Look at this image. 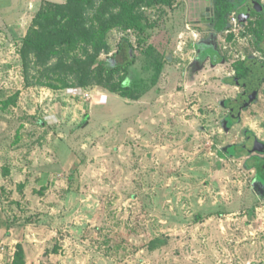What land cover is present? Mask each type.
Wrapping results in <instances>:
<instances>
[{
  "label": "rangeland",
  "instance_id": "rangeland-1",
  "mask_svg": "<svg viewBox=\"0 0 264 264\" xmlns=\"http://www.w3.org/2000/svg\"><path fill=\"white\" fill-rule=\"evenodd\" d=\"M43 1L67 2L0 0V264H264L263 184L231 148L262 134L264 96L238 123L226 105L264 20L217 31L207 0L147 1L145 29L109 30L99 58L131 40L127 97L53 74L60 56L26 78Z\"/></svg>",
  "mask_w": 264,
  "mask_h": 264
},
{
  "label": "trees",
  "instance_id": "trees-1",
  "mask_svg": "<svg viewBox=\"0 0 264 264\" xmlns=\"http://www.w3.org/2000/svg\"><path fill=\"white\" fill-rule=\"evenodd\" d=\"M147 1L149 0H67L66 3L43 1L21 48L26 78H30L31 67L46 65L53 56H60L58 63L51 68L53 74L71 75L81 87L99 84L107 91L136 97L133 86L126 84L122 77L116 78L117 75L127 74L136 62L131 40L122 38L118 43V50L109 60L99 58L103 51H110V46L105 41L109 30L115 27L135 31L145 29L144 22L147 18L141 12V7ZM77 49H81L83 53L72 60L62 57V52L70 54ZM244 68L239 69V77H233L229 82L242 85L246 81ZM245 73L250 76L247 77L248 82L254 81L251 68H246ZM241 148L242 146L237 145L232 151L235 154L241 153ZM258 177L263 180L264 165L259 167ZM13 264H25L23 251L19 252Z\"/></svg>",
  "mask_w": 264,
  "mask_h": 264
},
{
  "label": "flooded vegetation",
  "instance_id": "flooded-vegetation-1",
  "mask_svg": "<svg viewBox=\"0 0 264 264\" xmlns=\"http://www.w3.org/2000/svg\"><path fill=\"white\" fill-rule=\"evenodd\" d=\"M206 11L203 14V18L208 20L209 23H213L217 31H222L227 26V21L233 16L234 20L238 22V25L245 26L246 21H260L264 20V0H207ZM218 14H217V13ZM248 27L249 22L247 23ZM256 49L259 53L264 56V31L257 34L256 36ZM220 54L213 53V59L217 60ZM264 58V57H263ZM241 67L244 68V73L246 81H243L242 85L232 84L229 80L233 77H239L240 71H236L235 75L228 79V82L240 89V93L231 99L226 105L230 108L229 119L231 122L238 123L241 120L242 111L250 108L259 101L260 92L264 96V60L261 61L256 57L250 56L241 61ZM240 67V68H241ZM252 69V76H254V81L250 80L248 82L245 69ZM242 72V71H241ZM242 78V79H243ZM252 79V78H251ZM257 91V94L254 92ZM255 96L254 100L249 103L250 99ZM248 102L247 106L245 104ZM245 141L240 144L242 148L240 151L243 154H237L238 156L247 155V160L251 166L256 170V175L258 176L259 167L264 165V121H263V131L259 134L254 129H248L244 133ZM238 144H235L231 148H234ZM262 150V152H260ZM234 155L235 152H233ZM263 184L264 191V178L260 179Z\"/></svg>",
  "mask_w": 264,
  "mask_h": 264
},
{
  "label": "water",
  "instance_id": "water-1",
  "mask_svg": "<svg viewBox=\"0 0 264 264\" xmlns=\"http://www.w3.org/2000/svg\"><path fill=\"white\" fill-rule=\"evenodd\" d=\"M254 94H257V91H255ZM254 98H255V96L252 99H250L249 103H251L254 100ZM247 104H248V102L245 104V106H247ZM260 152H262V150H260ZM236 154H243V153H238L237 152Z\"/></svg>",
  "mask_w": 264,
  "mask_h": 264
}]
</instances>
